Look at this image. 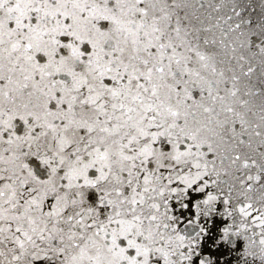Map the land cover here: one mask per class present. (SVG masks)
Here are the masks:
<instances>
[{"label":"snow or ice","instance_id":"6c2138e0","mask_svg":"<svg viewBox=\"0 0 264 264\" xmlns=\"http://www.w3.org/2000/svg\"><path fill=\"white\" fill-rule=\"evenodd\" d=\"M0 264H264V0H0Z\"/></svg>","mask_w":264,"mask_h":264}]
</instances>
